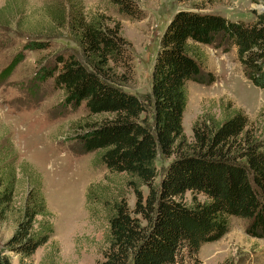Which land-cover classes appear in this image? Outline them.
I'll list each match as a JSON object with an SVG mask.
<instances>
[{"label":"trees","instance_id":"obj_1","mask_svg":"<svg viewBox=\"0 0 264 264\" xmlns=\"http://www.w3.org/2000/svg\"><path fill=\"white\" fill-rule=\"evenodd\" d=\"M112 2L119 11L139 16L134 0ZM46 10L57 29L66 24L65 31L79 50L56 53L52 64L38 76L52 78L72 107L84 102L89 113H113L101 121L84 122L78 138L84 150L97 151L109 172L126 175V184L135 192L132 208L123 194L111 195L106 186L96 198L106 208L108 221L102 264L199 261L196 254L201 244L220 238L231 216L246 218V232L264 237V149L251 130L247 113L239 106H227L219 118L202 115L194 121L190 139L182 126L187 82L216 79L213 71L204 69L203 44L233 49L243 74L264 87V8H253L251 21L177 9L160 35L150 91L143 97L126 88L134 77L132 51L118 22L110 25L104 14H87L83 0H58L56 9L47 3ZM44 37L31 38L27 47L50 45L49 34ZM20 59L10 61L0 79ZM158 153L169 157L159 183L155 180ZM16 159L5 132L0 135V219L12 208L20 173L28 188L5 244L22 260L48 240L53 224L40 174ZM140 184L148 187L146 194ZM187 191L190 200L184 199ZM37 215L42 218L35 226ZM0 264L11 261L1 256Z\"/></svg>","mask_w":264,"mask_h":264},{"label":"rangeland","instance_id":"obj_2","mask_svg":"<svg viewBox=\"0 0 264 264\" xmlns=\"http://www.w3.org/2000/svg\"><path fill=\"white\" fill-rule=\"evenodd\" d=\"M134 1L139 8L136 17L119 11L112 0H83L87 14L101 13L108 24L119 23V32L130 42L132 51L134 77L127 81L126 88L142 97L150 91L160 35L177 9L185 7L251 21L255 18L253 8L264 5V0ZM57 2L0 0V72L21 56L10 73L0 79V135L6 132L10 137L17 161H23L24 167L28 163L40 174L53 224L48 240L22 260L6 247L5 240L13 232L28 188L19 173L12 208L0 219V257L8 256L11 264H102L108 221L106 208L96 198L103 195L106 186L111 195L123 194L130 208L135 201L133 188L125 182L127 176L109 172L97 151L84 150L78 138L84 122L101 121L113 113H89L84 102L72 107L52 78L43 80L38 76L42 68L52 64L56 53L79 50L65 31L66 24L57 29L50 21L47 3L56 9ZM45 33L49 34L50 45L27 47L28 40L44 39ZM202 49L204 69L213 71L216 79L211 83L187 82L188 97L182 115L185 136L192 137V125L200 116L212 114L219 118L227 106H239L250 118L251 130L264 149V87L253 84L243 74L233 49L225 51L218 43L203 44ZM168 160L161 153L155 158L157 183ZM140 188L144 194L148 191L145 184ZM184 199H191L189 191ZM41 218L36 216L35 226ZM247 224L246 218L231 216L220 238L201 244L196 254L199 261L185 258L173 264H264V237L249 235Z\"/></svg>","mask_w":264,"mask_h":264},{"label":"water","instance_id":"obj_3","mask_svg":"<svg viewBox=\"0 0 264 264\" xmlns=\"http://www.w3.org/2000/svg\"><path fill=\"white\" fill-rule=\"evenodd\" d=\"M258 8H264V5H260V6H257ZM160 180H161V178H160ZM159 180V181H160Z\"/></svg>","mask_w":264,"mask_h":264}]
</instances>
